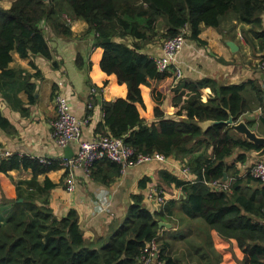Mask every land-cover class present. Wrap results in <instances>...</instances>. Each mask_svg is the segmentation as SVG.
<instances>
[{
	"label": "trees",
	"instance_id": "16d2710c",
	"mask_svg": "<svg viewBox=\"0 0 264 264\" xmlns=\"http://www.w3.org/2000/svg\"><path fill=\"white\" fill-rule=\"evenodd\" d=\"M1 1L0 98L9 108L27 115L18 94L24 90L33 103L36 85L32 79L41 77L39 70L30 74L26 69L10 68L12 52L22 58L40 56L51 60L52 49L45 31L70 37V23L65 16L83 20L87 23L84 33H92L94 47L102 49L101 70L114 74L117 82L127 88L125 97L94 99L103 112L98 130L121 138L136 153L157 152L175 158L182 166H189L195 179L189 181L162 167L157 172V186L162 190L166 186L179 187L181 197L151 211L143 204V194H133V202L116 229L107 237L87 241L75 209L59 217L49 207L48 199L41 198L55 185L45 178L39 186L37 177L61 168L57 163L42 164L24 155L0 157L1 179L16 169L30 170L32 174L29 180L12 182V197L1 194L0 264H138L144 246L153 239L158 243L155 261L176 264L168 251L170 242L159 236L162 228L158 223H175L167 216L177 215L188 221L202 220L207 229L223 239H235L243 252L238 264H264V183L235 166L236 161L244 164L250 157L248 153L260 147L222 123L206 130L199 125L205 120H227L229 114L238 120L261 103V88L252 80L218 86L209 78L185 79L174 87L172 67L159 72L153 59L140 52L141 46L156 34L159 20L164 23V39L175 36L186 25L188 36L199 41L200 24L217 27L222 17L232 13L240 22L249 24L246 41L251 45L254 38L264 59V0H12L8 8L2 7ZM128 37L136 41L117 42ZM81 61L77 63L79 69L83 68ZM140 85L149 87V111L143 104ZM205 88L210 93L203 97ZM165 102L172 115L168 119L162 109ZM147 118L157 121L148 123ZM261 121L264 125V118ZM5 123L8 121L0 111V129L9 130L11 127ZM199 146L202 152L196 154ZM235 152V161L229 165L227 159ZM98 171L104 174L98 176ZM90 174L107 185L118 176L119 166L103 159L94 164ZM224 174L233 178L230 192L205 183L222 180ZM147 182L143 178L139 187L145 188ZM191 227L198 226H187Z\"/></svg>",
	"mask_w": 264,
	"mask_h": 264
},
{
	"label": "crops",
	"instance_id": "0c3cea01",
	"mask_svg": "<svg viewBox=\"0 0 264 264\" xmlns=\"http://www.w3.org/2000/svg\"><path fill=\"white\" fill-rule=\"evenodd\" d=\"M68 23H70L72 32L70 37H58L52 31H45L52 49L51 60L40 56L22 58L14 51L11 54L12 60L8 65L10 68L26 69L30 74H35L36 70H39L38 73L41 77H33L32 79L36 85V96L33 103L28 101L24 90L18 94L27 108V115L12 110L0 98L1 114L8 121V124L5 123V125L11 127L9 130L0 129L1 158L11 155H24L30 159L47 157L57 160L64 159L63 149L56 144L52 136L51 123L55 118L53 103L55 93H61L67 98L70 111L77 118H82L87 112H90L88 123L82 127L83 140H90L104 132V130H98V124L103 122L100 104L95 103L90 110L85 106L90 87L95 85L100 88L101 95L98 98L104 101L126 96V85L118 83L114 74L108 75L101 70L99 62L102 49L94 47V35L92 33H84L87 23L80 19H72ZM262 26L264 27V15H262ZM249 28V24L240 22L231 13L222 17L217 27H207L200 24L199 41L190 38L189 34L186 35L183 47L177 55L176 66L181 70V77L174 82L173 86H180L185 79L209 78L218 86L239 84L252 80L261 88L264 95V71L258 68V61L262 58V52L259 51L254 38H251V45L247 43L245 34ZM164 30V23L159 20L155 29L156 34L152 40L141 46L140 52L153 60L159 58L162 55L163 42L166 40L161 36ZM133 41L136 39L130 37L126 40L117 39V42L128 44ZM229 41L237 46L236 51L230 50L226 44ZM80 59H82V69L77 67ZM31 62L34 63V66L31 65ZM53 62L56 66H53ZM140 90L145 109L149 111L151 107L149 87L140 85ZM203 93V97H206L210 92L205 88ZM251 99L254 100L253 91H251ZM260 108L261 104L253 110L246 111L237 121H244L250 128L255 129L258 135L264 136V125L260 124L263 123L261 118H264V107ZM162 109L165 119L172 117L167 102ZM146 120L148 123L157 121L155 118H147ZM250 122L252 123L251 126ZM71 146L75 152L77 144L72 143ZM201 152L202 149L199 146L196 154ZM252 152L248 153L250 157L244 164L235 162V166L241 172H244L248 165L260 159L252 156ZM235 157L236 152L227 159V163L232 164ZM117 165L119 166V174L113 182L107 185L97 182L91 174L85 176L81 170H78L76 172L75 190L72 192L65 189L63 169L51 170L37 177L39 186H42L45 178H48L55 185L48 192L42 193L41 198L48 199L49 207L59 217L64 216L69 209H75L86 240L93 241L99 237H107L116 229L119 222L124 218L127 208L133 202V194H143V204L151 211L157 209L158 205L149 200V194L146 192L149 191L152 184L158 183L157 172L159 169L167 168L173 174L182 177V164L172 157L168 163L164 164L157 160H150L138 165H125L123 169H121V165ZM103 167H106L105 163H103ZM102 174L104 172L98 171L97 175ZM31 177V171L24 169L11 170L7 175L3 174L2 179L0 178V197L1 194L7 198L12 197L9 192L10 185H13L12 182L29 180ZM143 178H147L148 182L145 188H140L139 181ZM163 191L167 201L183 195L179 187L166 186ZM98 196L107 197L109 208L106 212L97 211L95 201ZM168 217L175 222L178 218L180 220L176 222L175 227H173L174 223L164 221L171 224V227L162 228L159 236L170 242L168 251L176 264H238L243 258V252L235 239H223L216 231L207 229L199 220L188 221L178 215ZM188 225H200L202 227H191L190 229L187 228ZM180 235H185V238H179ZM151 264L164 263L154 259Z\"/></svg>",
	"mask_w": 264,
	"mask_h": 264
},
{
	"label": "built area",
	"instance_id": "2783aa9c",
	"mask_svg": "<svg viewBox=\"0 0 264 264\" xmlns=\"http://www.w3.org/2000/svg\"><path fill=\"white\" fill-rule=\"evenodd\" d=\"M69 22L70 19L65 16ZM189 34L188 27L179 29V32L170 38H167L163 42L162 55L153 60L155 66L159 72H163L169 67L174 68L175 81H178L181 77V70L176 66V58L181 51L185 37ZM258 68L264 71V59L261 58L258 61ZM100 88L97 89L90 87L89 96L86 102V108L92 109L94 107V99L99 97ZM55 118L52 125V136L56 144L64 148L65 146L76 143L77 149L75 154L69 159H53L58 161L61 168H63L65 175V189L68 192L75 190V181L77 178V171L81 170L82 174L89 176L91 169L95 162L101 159H108L111 162H115L121 165V169L125 165H138L145 161L157 160L161 163H168L169 157L164 156L161 153L151 154H136L134 149L125 144L121 138H116L105 131L98 134L90 140L80 141L82 137V127L87 124L90 115L86 114L82 118L69 113V102L67 98L61 93H56L53 98ZM264 106V96L261 101V108ZM260 108V109H261ZM40 159L42 164H51L47 158ZM182 175L189 181L194 180V176L190 172L188 165L181 166ZM246 173L254 178L264 182V160H258L246 167ZM233 178H227L226 180H213L206 181L205 183L217 190L230 191V185ZM150 194L149 200L157 205H164L167 202V197L162 189L152 184L149 188ZM97 211L106 212L109 208L107 197L98 196L95 201ZM158 255V243L155 239L149 241L143 248L141 255L137 258L139 264H151L152 261Z\"/></svg>",
	"mask_w": 264,
	"mask_h": 264
},
{
	"label": "water",
	"instance_id": "95a60500",
	"mask_svg": "<svg viewBox=\"0 0 264 264\" xmlns=\"http://www.w3.org/2000/svg\"><path fill=\"white\" fill-rule=\"evenodd\" d=\"M46 1V0H43ZM226 44L229 46L231 51H236L237 50V46L229 41L226 42ZM34 96H36L34 94ZM222 123L224 125L229 126L230 128H232V130L239 134L242 135L246 140L252 142L253 144L257 145L260 147V149L258 151H255L254 153L252 152V156L254 155L256 158H263L264 157V136H260L257 134V132L255 131V129L250 128L244 121H237L235 122V120L233 119V117L229 114L227 120H223V121H219V120H205L199 123L200 127L203 130H206L207 128L215 125V124H219ZM74 151L72 149L71 145H67L63 148V157L65 159H69L73 156ZM226 179V174H224L223 180ZM184 197V196H183ZM159 227L161 228H170L171 224L169 223H165V222H159L158 223Z\"/></svg>",
	"mask_w": 264,
	"mask_h": 264
},
{
	"label": "bare ground",
	"instance_id": "6f19581e",
	"mask_svg": "<svg viewBox=\"0 0 264 264\" xmlns=\"http://www.w3.org/2000/svg\"><path fill=\"white\" fill-rule=\"evenodd\" d=\"M175 70H174V68H173V72H174ZM92 88H94V87H92ZM94 89H97V88H94ZM99 93H100V91H99ZM54 98V97H53ZM95 101H93V103H94ZM69 113L70 114H72V115H74L71 111H70V108H69ZM75 116V115H74ZM52 123H53V121H52ZM51 123V125H53ZM88 123V122H87ZM81 131H82V129H81ZM80 141H84L83 139H82V137L80 138ZM75 154V153H74ZM73 154V155H74ZM64 158V157H63ZM47 159L50 161V163L51 164H53V163H57L58 165H59V163H58V161H55V160H53L52 158H50V157H47ZM101 160H103V159H101ZM38 161L41 163L42 161L40 160V159H38ZM98 161H100V160H98ZM169 162V161H168ZM96 163V162H95ZM147 194H150V192L148 191V192H146ZM165 205V204H164ZM164 205H159L160 206V208H162ZM259 222H262V220L261 221H259ZM139 264V263H138Z\"/></svg>",
	"mask_w": 264,
	"mask_h": 264
},
{
	"label": "rangeland",
	"instance_id": "374dc122",
	"mask_svg": "<svg viewBox=\"0 0 264 264\" xmlns=\"http://www.w3.org/2000/svg\"><path fill=\"white\" fill-rule=\"evenodd\" d=\"M12 1V0H11ZM1 6L2 7H4V8H8L9 6H10V0H3V1H1ZM232 14V13H231ZM234 15V14H233ZM227 18V17H226ZM251 34V33H250ZM180 220V218H178V220L177 221H179ZM176 221V222H177ZM199 221H202V220H199ZM176 222L174 223V227H175V224H176ZM203 222V221H202ZM204 223V222H203ZM180 224V223H179ZM198 227H200V225H197ZM177 233L179 232L178 230L176 231Z\"/></svg>",
	"mask_w": 264,
	"mask_h": 264
},
{
	"label": "clouds",
	"instance_id": "9594fccd",
	"mask_svg": "<svg viewBox=\"0 0 264 264\" xmlns=\"http://www.w3.org/2000/svg\"><path fill=\"white\" fill-rule=\"evenodd\" d=\"M69 19L71 20V18H69ZM55 94H56V93H55ZM55 94H54V95H55ZM100 95H101V94H100ZM53 97H54V96H53ZM261 101H262V98H261ZM260 104H261V103H260ZM263 107H264V106H263ZM87 114H90V112H87ZM102 118H103V117H102ZM235 122H237V120H235ZM105 131H107V130H105ZM105 131H104V132H105ZM104 132H103V133H104ZM108 132H109V131H108ZM110 134H111V133H110ZM69 145H72V144H69ZM62 149H63V148H62ZM257 151H258V150H257ZM258 160H264V159H257L256 161H258ZM256 161H255V162H256ZM59 167H61V166L59 165ZM243 173H246V169H245V171H244ZM191 174H192V173H191ZM251 178H252V177H251ZM194 179H195V178H194ZM226 179H227V176H226ZM226 179H225V180H226ZM253 179H254V178H253ZM222 180H223V179H222ZM256 180H258V179H256ZM258 181H260V180H258ZM260 182H261V183H264V182H262V181H260ZM230 191H231V190H230ZM230 191H229V192H230Z\"/></svg>",
	"mask_w": 264,
	"mask_h": 264
}]
</instances>
